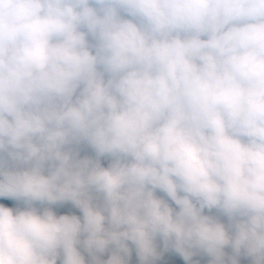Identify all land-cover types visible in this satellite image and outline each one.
Wrapping results in <instances>:
<instances>
[{"label":"rangeland","instance_id":"1","mask_svg":"<svg viewBox=\"0 0 264 264\" xmlns=\"http://www.w3.org/2000/svg\"><path fill=\"white\" fill-rule=\"evenodd\" d=\"M183 2L184 6L175 15L189 29L186 46L197 53L195 76L206 68L225 72L238 43L250 36L264 38V26H252L222 43L210 40L212 36L204 39L205 43L199 39L201 45L198 37L218 29L221 18L231 19L239 12H252L256 0ZM124 3L128 22L121 21L120 13L110 2L99 7L98 0H76L72 11L81 32L73 36L74 44L65 57L41 63V56L35 54L25 65L11 58L12 75L0 79V106L6 91L22 90L32 95L48 92L53 109L61 108L63 115L69 110L72 121L85 125L77 140L75 157L62 140L46 131L51 117L42 111L32 116L23 114L3 126L6 141L22 154L10 166L0 165V172L10 173L18 188L53 182L51 177L45 179L33 174L32 169L41 156L56 167H63L70 160V171L63 176L66 181L70 179L102 131L103 119L115 118L124 107L123 100L113 90L104 84L100 90L96 86L97 70L90 67L96 65L102 70L108 66L105 54H114L127 64L135 83V97L168 80L166 68L149 57L151 40L145 23L152 19L170 37L178 20L153 18L149 8L151 0H124ZM38 4L46 9L57 6L58 0H38ZM43 29L40 27L41 32ZM19 51L23 57L30 54L28 46H22ZM57 65L64 68L60 75L55 71ZM143 80L147 84L141 88ZM244 80H251L256 86L247 85ZM257 86L264 87V54L231 84H217L209 100H193L192 109H183L174 103L163 112L154 130L140 143L145 154L130 175L124 173L123 162L117 160L120 162L114 166L115 184L111 191L108 182H93L89 191L81 190L69 198L73 209L83 210L90 192L100 202L114 206L124 191H128L129 200L150 217L146 226L137 224L142 237L126 244L127 255L122 254V248L118 249L110 264H158L155 252L161 254L164 264H264V103ZM84 106L90 107L86 117L80 112ZM35 131L39 132L38 146L30 142ZM250 140L257 153L244 151L242 173L232 172L233 149ZM241 174L248 179L242 192ZM154 191L158 197L155 202L151 200ZM188 194L199 196L205 207L220 211L219 222L214 226L193 222ZM160 197L166 199L164 210L158 203ZM246 204L255 210L259 219L249 236L236 240L227 232L226 225ZM169 224L176 230L173 243L164 239V227ZM188 245L195 248V255H184L183 247ZM83 258L79 256V261Z\"/></svg>","mask_w":264,"mask_h":264},{"label":"trees","instance_id":"2","mask_svg":"<svg viewBox=\"0 0 264 264\" xmlns=\"http://www.w3.org/2000/svg\"><path fill=\"white\" fill-rule=\"evenodd\" d=\"M75 1L58 0L57 6L43 9L38 0H0V79L12 75V57L20 65H25L35 58V54L41 56V63L49 59L59 61L68 54L74 44L73 36L80 33L79 21L72 11ZM106 2L117 9L122 22H128L124 0H98L99 7ZM181 5L184 6L183 0H151L149 5L153 18L174 17L178 20L170 37L152 19L145 23V31L151 40L149 57L166 68V82L155 85L143 96L135 97V83L128 66L116 55H104L108 66L102 70H98L96 65L90 67L97 70L98 89L104 84L125 105L115 118L103 119L101 133L95 137L83 164L70 179L66 181L63 178L70 171V160L67 159L65 166L56 167L43 156L32 171L45 179L51 177L53 182L49 185L18 188L10 173L0 172V264H110L118 249L122 248V254L127 255L126 244L142 237L137 224L146 226L150 217L141 213L129 200L128 191H124L114 206L100 202L90 192L83 210L73 209L69 198L81 190L89 191L93 182H108L111 191L115 184L114 166L117 160L123 161V171L130 175L145 154V148L140 143L154 130L163 112L174 103L183 109H192L194 99L208 100L217 84L228 85L240 78L248 65L264 54V38L250 36L237 44L225 72L206 68L195 76L193 70L197 53L186 46L189 29L175 15L182 9ZM128 25L131 31V24ZM252 26H264V0L250 13H238L231 20L221 18L219 28L198 37L197 42L201 44L199 39L204 42L212 36L210 40L222 43L225 39L240 36ZM40 27H44L42 32ZM134 43L138 45V42ZM22 46H28V57L20 54ZM63 69L57 65L55 71L60 75ZM244 81L247 85L256 86L251 80ZM146 84L143 80L141 88ZM257 87L264 103V87ZM52 106L48 92L38 95L22 90L4 93L0 107L2 168L10 166L22 152L6 141V131L1 126L23 113L32 116L42 111L49 115L51 123L46 126V131L62 140L70 148L72 157L76 156L77 140L85 125L72 121L69 110L63 115L61 108L53 109ZM82 113H86L84 108ZM38 137L39 132L35 131L30 139L34 146L39 145ZM244 151L257 153L251 140L235 147L230 165L232 172L242 173ZM154 168L157 169L156 163ZM240 177L242 192L248 179L243 174ZM186 197L193 222L209 226L219 222L220 211L205 207L199 196L188 194ZM157 199V192L154 191L151 200L155 202ZM158 203L162 210L166 209L165 197H160ZM258 219L251 206L243 205L227 223V232L234 239L243 240L254 231ZM164 231V239L173 243L176 230L169 224ZM183 253L186 256L195 255L196 250L188 245L183 247ZM79 256L84 258L79 261ZM155 258L158 264H164L165 260L159 252H155Z\"/></svg>","mask_w":264,"mask_h":264},{"label":"clouds","instance_id":"3","mask_svg":"<svg viewBox=\"0 0 264 264\" xmlns=\"http://www.w3.org/2000/svg\"><path fill=\"white\" fill-rule=\"evenodd\" d=\"M262 1L263 0H256V3L254 4V7H253V9H252V11L254 10V8H255V6L257 5L258 7H259V5L262 3ZM74 5V4H73ZM239 13H249V12H239ZM238 14V13H237ZM235 17V16H234ZM233 17V18H234ZM233 18H231V19H233ZM231 19H228V20H231ZM81 32V31H80ZM78 35V34H77ZM76 36V35H75ZM74 36V37H75ZM232 56V55H231ZM231 56L229 57V59L231 58ZM261 58V57H260ZM259 58V59H260ZM229 59H228V61H227V65H228V62H229ZM152 60V59H151ZM153 62H154V60H153ZM256 62V61H255ZM195 63H196V61H195ZM163 66V65H162ZM197 66L199 67V62L197 63ZM218 72H220V71H218ZM221 73V72H220ZM160 84V83H159ZM231 84V83H230ZM229 85V84H228ZM210 99V98H209ZM208 99V100H209ZM194 100H201V99H194ZM202 102H204V101H207V100H201ZM1 107V106H0ZM84 109H85V111H86V113L85 114H83L82 113V109H80V112L82 113V115H83V117H86L87 115H88V109L90 108L89 106H84L83 107ZM24 114V113H23ZM23 114H20L19 116H21V115H23ZM26 115V114H25ZM18 116V117H19ZM157 124V123H156ZM7 125V124H6ZM3 126H5V125H2V129H4L3 128ZM101 133V132H100ZM93 145V144H92ZM88 155V154H87ZM141 158V157H140ZM120 161H118L117 163H116V165L119 163ZM123 162V161H122ZM15 165V164H14ZM115 165V166H116Z\"/></svg>","mask_w":264,"mask_h":264}]
</instances>
